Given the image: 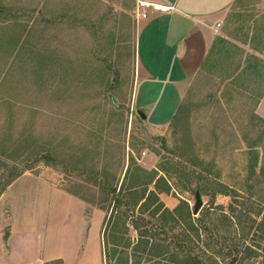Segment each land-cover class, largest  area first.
<instances>
[{
	"label": "rangeland",
	"instance_id": "obj_1",
	"mask_svg": "<svg viewBox=\"0 0 264 264\" xmlns=\"http://www.w3.org/2000/svg\"><path fill=\"white\" fill-rule=\"evenodd\" d=\"M133 4L134 0H0V10L20 17L5 23L0 19V30L32 29V42L58 51L65 78L57 83L59 89L40 94L27 87L15 100L14 140L29 131L39 148L52 142L57 165L31 157L25 163L30 169L1 194L0 264H107L112 237H123V245L136 243L132 220L125 222L127 234L120 232L125 210L115 208L100 183L104 179L118 190L134 185L133 175L126 177L129 166L135 167L131 157L138 167L165 177L172 188L161 196L166 208L173 211L187 203L195 220L211 202L202 195L203 207L194 215L196 194L190 189L200 182L194 175L186 177L182 164L188 162L187 169L202 175L203 186L229 191L217 194L212 207L229 214L233 208L238 217L248 211L242 223L236 222L239 233H246L238 248L243 255L246 247L259 255L239 264H264V177L259 176L264 121L254 115L260 90L222 89L220 95L218 89H192L169 126L153 129L135 106L144 96H134L133 89ZM155 89L149 108L160 127L169 122L174 95ZM6 121L0 110V130ZM256 151L259 162L253 169ZM7 155L1 153L0 159L17 158ZM129 215L139 216L137 210ZM144 218L154 227L155 219ZM239 233L233 238L238 240Z\"/></svg>",
	"mask_w": 264,
	"mask_h": 264
},
{
	"label": "trees",
	"instance_id": "obj_2",
	"mask_svg": "<svg viewBox=\"0 0 264 264\" xmlns=\"http://www.w3.org/2000/svg\"><path fill=\"white\" fill-rule=\"evenodd\" d=\"M19 18L0 12V19L4 23ZM21 29L16 26V28L0 30V69L2 70H0V110L6 114L7 120L6 125L0 130V155L1 153L2 155L9 153L8 157L12 154L17 155V158L9 161L10 163L0 159V172L7 171L6 175H0V196L17 178L30 169L25 163L30 161L31 157L37 163L45 162L50 166L57 165L56 149L52 142L48 143L46 147L39 148L31 132L25 130L21 137L14 140L15 100L23 97L24 89L29 87V91L40 94L47 93L48 89H59L57 83L59 84L61 80L65 81L64 76L60 73L64 67L59 65L60 54L58 51L40 47L31 40L36 32L32 29ZM261 32H264V26ZM258 90H260L259 100L264 94V89ZM29 112L33 119L34 114L30 110ZM25 133L29 135L27 139L23 136ZM252 156L254 160L252 168L255 169L259 162L258 151ZM131 162L135 167L131 170L132 168L129 166L126 177L130 178L133 175L134 185L118 190L115 187H109L106 180H100L105 194L111 197L115 208L120 211L125 210L121 214L124 217V222L120 232L127 234L128 229L125 222L131 219L132 228L138 235L136 243L129 241L124 245L123 237H112L113 249L107 248L105 254L107 264H220V260L225 261L226 258L233 256L235 257L229 264H239L244 263L249 256L251 258L259 256L255 251L254 254L251 253L254 250L251 247H246L245 251H247L244 255L238 248L240 239L243 240V236L244 240L246 238L244 230H241V234L239 233L238 223H242L247 218L248 211L238 217L233 215V208L230 209L229 214L221 208L220 211L212 207L217 194L228 195L229 191L216 192L203 186L200 184L204 180L202 175L196 170L187 169L188 162L182 164L183 174L188 178L194 175L197 182H200L196 188L190 189L191 192L195 194L200 192L201 195L207 196L211 202V207L202 211L200 217L195 220L187 203L182 202V206L170 211L161 201L160 194H170L172 191L164 176L158 178V171L148 172L138 167L133 157H131ZM16 163L21 164V169L20 166L17 167ZM178 164L176 163V165ZM208 174L209 177L212 176L211 173ZM259 176L264 177V161ZM151 186H154V190H150ZM248 188L250 191L254 189L251 184ZM234 196L237 197L236 194ZM135 210L138 211L137 218L132 217L134 215H129ZM261 212L259 211L257 216ZM144 216H148L149 220H156V224H153L154 227L150 228L151 223L150 221L146 222L147 219ZM233 227L237 229L233 230ZM233 233L235 236L239 233L238 240L233 238Z\"/></svg>",
	"mask_w": 264,
	"mask_h": 264
},
{
	"label": "crops",
	"instance_id": "obj_3",
	"mask_svg": "<svg viewBox=\"0 0 264 264\" xmlns=\"http://www.w3.org/2000/svg\"><path fill=\"white\" fill-rule=\"evenodd\" d=\"M140 1L173 10L142 19ZM262 4V0H134L129 10L136 55L133 89L134 96L140 92L144 96L135 106L144 111L149 126L155 130L169 126L192 89H218L220 95L222 89H264ZM160 87L174 98L169 122L159 127L149 100ZM254 115L264 121V94Z\"/></svg>",
	"mask_w": 264,
	"mask_h": 264
},
{
	"label": "built area",
	"instance_id": "obj_4",
	"mask_svg": "<svg viewBox=\"0 0 264 264\" xmlns=\"http://www.w3.org/2000/svg\"><path fill=\"white\" fill-rule=\"evenodd\" d=\"M138 9V17L142 19H148L153 13H170L173 10V8L148 1H140Z\"/></svg>",
	"mask_w": 264,
	"mask_h": 264
},
{
	"label": "water",
	"instance_id": "obj_5",
	"mask_svg": "<svg viewBox=\"0 0 264 264\" xmlns=\"http://www.w3.org/2000/svg\"><path fill=\"white\" fill-rule=\"evenodd\" d=\"M139 114L141 115L142 119H146V116L139 112ZM196 203H195V206L193 208V213L195 216L198 215L199 211L201 210V208L203 207V200H202V195L200 194V192H196Z\"/></svg>",
	"mask_w": 264,
	"mask_h": 264
}]
</instances>
